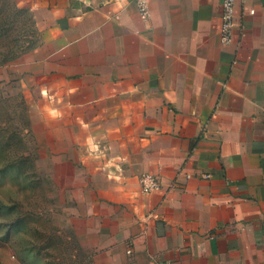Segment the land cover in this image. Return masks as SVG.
<instances>
[{
  "label": "crops",
  "instance_id": "1",
  "mask_svg": "<svg viewBox=\"0 0 264 264\" xmlns=\"http://www.w3.org/2000/svg\"><path fill=\"white\" fill-rule=\"evenodd\" d=\"M20 1L40 35L14 71L39 84L72 165L57 196L74 262L264 264V0L236 3L230 46L219 0H146L147 16ZM143 175L160 188L142 193Z\"/></svg>",
  "mask_w": 264,
  "mask_h": 264
},
{
  "label": "rangeland",
  "instance_id": "2",
  "mask_svg": "<svg viewBox=\"0 0 264 264\" xmlns=\"http://www.w3.org/2000/svg\"><path fill=\"white\" fill-rule=\"evenodd\" d=\"M39 35L28 5L0 0V264H87L74 262L72 240L63 229L57 188L72 165L64 158L58 163L50 147L56 119L40 113L39 84L14 71ZM62 121L72 125L71 118ZM65 155L72 162L74 149L68 147Z\"/></svg>",
  "mask_w": 264,
  "mask_h": 264
},
{
  "label": "built area",
  "instance_id": "3",
  "mask_svg": "<svg viewBox=\"0 0 264 264\" xmlns=\"http://www.w3.org/2000/svg\"><path fill=\"white\" fill-rule=\"evenodd\" d=\"M139 12L147 16L146 0H133ZM221 6L219 24V43L222 46H230L234 41V31L237 28L235 23V6L237 2L247 0H219ZM141 192L144 194L152 193L160 188V181L152 175H143L139 178ZM154 264H170L169 262H157Z\"/></svg>",
  "mask_w": 264,
  "mask_h": 264
}]
</instances>
